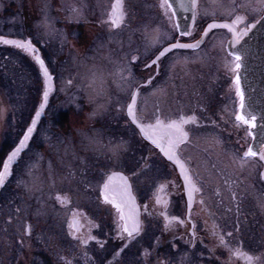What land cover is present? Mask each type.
Returning <instances> with one entry per match:
<instances>
[{
	"label": "flooded vegetation",
	"instance_id": "af4514ba",
	"mask_svg": "<svg viewBox=\"0 0 264 264\" xmlns=\"http://www.w3.org/2000/svg\"><path fill=\"white\" fill-rule=\"evenodd\" d=\"M114 2L103 0V16L88 14V19H75L77 24L74 23L71 29L79 30L82 27L80 22H90L89 25L96 22L98 34H105V30H99V27L103 22L108 24L107 30L112 27L109 13ZM169 3L172 8L167 9L168 15H165L161 0H123L124 20L112 31L126 28L129 18L137 21L139 17L164 26L169 39L146 63V80L136 83L133 88V93L135 90L139 92L136 118L144 124H155L157 118L167 124L181 117H195V122L183 125L187 139L177 146L176 152L186 166L184 172L199 191L193 192L189 206L188 190L179 167L142 135L128 115L131 98H126V107L116 116H106L104 112V116L89 122L83 120V123L89 134L95 132L101 137L123 140L131 151V161H117L113 167H107L109 161H100L99 155L81 161L83 183L88 186L82 201L74 202L71 191L55 193L58 203H65L70 209V220L62 233L52 227L38 228L35 238L28 242L33 233L29 221H25L27 233L25 239L22 238V245L25 251L32 243L44 249H38L39 260L49 264H264V160L259 155L243 158L244 153L252 149L254 129L264 113L261 106L264 102V25L259 38H252L254 31L249 30L259 20L264 24V0H196L195 8L192 0H169ZM107 5H110L108 13ZM133 5L147 6L146 16L136 14ZM20 10L26 12L23 5ZM237 17L242 19L233 25ZM210 24L232 25L237 34L247 29V34L240 35L237 40L229 28L209 29ZM24 31L31 37L33 29L25 28ZM181 32L190 34L181 35ZM0 37L30 42L34 51L29 53L38 56L40 52L42 56L44 45L41 42L16 35L8 37L3 32ZM197 41H200L198 47L171 48L155 64L152 63L168 45L177 42L195 44ZM177 55H186L191 60L186 64L196 69L193 75L188 77L186 71L179 76L173 74L169 61ZM242 56L245 66L243 89L240 76ZM236 64L240 67L236 68ZM169 78L177 85L175 94H164L159 88L169 86ZM237 78L243 102L245 96L249 100L244 110L240 107L241 97L237 95ZM145 88L151 91L149 102L156 100L160 103L159 97L163 98V109L159 104L156 112L146 113L149 117L140 109V92ZM237 115H243L249 123L237 121ZM41 119L24 148L30 140L34 141L32 146L38 148L53 142L50 137L36 133ZM101 137H96V142L102 141ZM88 140L84 138L85 142ZM20 141H14L8 155ZM2 143L0 141V147ZM140 146L146 148V159L138 158ZM24 148L13 159L4 181L9 179L16 166H21V161L28 160ZM252 150L259 154L264 150V144ZM8 155L2 160L0 172L4 170ZM236 157L242 161H237ZM140 167L147 169L145 181ZM77 170L73 168L71 172L75 175ZM113 172L124 174L131 185L130 194L135 204L132 211L138 213L136 219L139 222V231L131 237L122 231L123 221L119 213L114 205L105 202L102 192L103 184ZM90 177H97L95 186L90 183ZM116 183L121 182L117 179ZM158 196L160 203H157ZM237 249L250 256L251 261L244 255H235Z\"/></svg>",
	"mask_w": 264,
	"mask_h": 264
},
{
	"label": "rangeland",
	"instance_id": "374dc122",
	"mask_svg": "<svg viewBox=\"0 0 264 264\" xmlns=\"http://www.w3.org/2000/svg\"><path fill=\"white\" fill-rule=\"evenodd\" d=\"M22 5L26 8L25 13L20 10ZM109 7L106 6L107 13ZM132 7L136 14L146 16L147 6ZM104 8L103 0H0V32L8 37L16 35L41 42L44 45L42 56L44 54L48 58V66L45 64L54 82V89L50 92L46 110L36 130L38 135L50 137L53 142L38 148L32 146L34 141L30 140L24 148V156L28 160L15 167L17 171L11 172L7 182L12 189L10 199L18 203L19 209L21 207L18 214L22 217L20 222H15L8 212L11 218L8 220V213L0 209V264H49L37 257L38 249H44L32 243L25 251V246L18 241L27 233L26 220L33 233L28 242L35 238L38 228L52 227L62 233L70 220V209L65 203H58L55 193L71 191L74 202L82 201L88 186L83 183L81 161L99 155L100 161H109L106 162L107 167H113L117 161L132 159L131 151L123 140L101 137L95 132L89 134L83 120L98 119L104 112L106 116L122 112L126 98H131L136 83L145 81L148 76L146 63L169 37L160 22L151 24L140 17L137 21L129 18L126 28L116 29L115 32L112 30L116 27L107 30L108 24L103 22L99 27V30H105L103 35L98 34L96 22L90 25V22H80L82 27L79 30L71 29L74 23L77 24L75 19H88V14L103 16ZM128 8L130 10V5ZM25 28L33 29L31 37L25 33ZM8 47L0 43L1 51L9 55L5 63L24 60L28 64V74L24 75L28 76L29 83H35L37 89L30 95H17L10 92L6 83L0 82V141L6 132L13 131L12 139L18 143L44 100L47 81L35 54L18 47ZM187 58L186 55H177L170 59L169 67L174 75L179 76L184 71L188 77L193 75L196 69L186 64V61H191ZM5 67L10 70L7 65ZM9 74L12 73L9 71ZM159 88L166 94L177 93V85L170 78L169 86ZM150 92L145 88L139 98L141 112L146 117H149L146 113L156 112L159 104L163 109V98L159 97L160 103L156 100L149 102ZM18 98L23 101L22 104L18 100L12 101ZM61 111H65L67 117L64 118L63 128L58 129L54 127L53 117L59 116ZM50 117L52 125L48 121ZM96 137H101L102 141L96 142ZM84 138L85 141L89 139L88 142ZM10 150L4 153L3 158ZM126 151L127 155L124 154ZM138 153V158L146 159L144 146L139 147ZM73 168L78 169L75 175L71 172ZM140 168L145 181L147 169ZM90 178V183L95 186L97 177ZM46 252L49 255L50 248Z\"/></svg>",
	"mask_w": 264,
	"mask_h": 264
},
{
	"label": "snow or ice",
	"instance_id": "6c2138e0",
	"mask_svg": "<svg viewBox=\"0 0 264 264\" xmlns=\"http://www.w3.org/2000/svg\"><path fill=\"white\" fill-rule=\"evenodd\" d=\"M193 7L196 6V0H192ZM162 8H165V15H168L167 9L172 8V4L169 3V0H161ZM174 15V13H173ZM125 13H124V6H123V0H115V2L112 5V10L109 13V20L111 21V25L113 27H118L124 20ZM193 19H195V12L193 13ZM242 18L237 17L236 20L233 21V25L238 23ZM209 29L214 27H227L230 30L234 32V35H236L237 40L240 38V35H246L247 29L243 33H235V29L232 27V25L224 24V25H216V24H210ZM188 32H181V35H189ZM0 41H2L5 44H12L15 45L18 48L24 49L28 52H33L34 48L30 42H22L17 40H6L0 37ZM155 42V39H154ZM200 44V41H197L195 44H182L177 42L176 44H173L170 46V48H195L198 47ZM169 49H165L164 51L160 52L159 56L156 57L155 60L152 61L153 64H155L159 59L160 56H163L166 51H169ZM135 59V58H133ZM236 59H239V56L236 57ZM36 62L40 65L41 69L44 72V76L48 77V71L47 68L44 66V61L39 57L35 56ZM240 65L236 64V68H239ZM237 95L241 97V104L240 107L243 108V94L239 91V80L237 78ZM48 92H44V100L47 101ZM136 101V93H133L132 96V103L128 106V115L132 117L133 123H137L136 115L134 112V105ZM44 105H41V108H43ZM36 116H40V112L38 111L36 113ZM254 119V117L252 118ZM237 121H244V123H249L248 120L245 119L243 115H237L236 116ZM189 122H195V117H188L187 119L184 117H181L178 121L172 120L167 124H164L159 118L156 119L155 124H138L141 133L145 136V138L151 140L153 144H155L157 147L160 148V150L170 159H175V150L177 146L182 143L185 139H187V133L183 129V125ZM36 124V120H33L32 127H29L27 130V133L24 136V139L20 141V147L15 149L9 156L7 161L4 163V170L0 172V185L4 182L5 175L8 174L9 170V164L10 162L15 159L16 156L19 155V152L22 147L25 146V142L28 140L29 136L34 130ZM259 155L261 160H264V150H262L259 154L255 151H253L251 148L248 149L247 152L244 153L243 158H247L249 156L255 157ZM242 158V159H243ZM179 163V161H177ZM181 170L183 173V165H181ZM117 179L121 182L120 184H117ZM184 180H185V186L188 190L189 195V206H191L192 201V194L193 192L199 191V189L192 183L191 178L184 173ZM163 187V186H162ZM102 192L104 194V199L106 203H110L114 205L117 212L119 213V218L121 221H123L122 225V231L126 232L129 237L133 235L134 232L139 231V222L136 219V216L138 213L132 211L134 209V198L131 197L130 194V186L127 183V178L122 176L118 173H113V175L109 176L107 181L103 184ZM109 193H111V198L109 197ZM59 198V197H58ZM160 197H157V203H160ZM125 209H128L126 212ZM166 219L167 216L165 217ZM176 219V218H173ZM131 225V226H130ZM75 226V225H72ZM90 239H93V237H90ZM87 241H85L86 243ZM221 243H223V238L221 237ZM235 255H244L245 258L250 262L251 257L247 256L244 253H241L239 249H237L234 253Z\"/></svg>",
	"mask_w": 264,
	"mask_h": 264
},
{
	"label": "trees",
	"instance_id": "16d2710c",
	"mask_svg": "<svg viewBox=\"0 0 264 264\" xmlns=\"http://www.w3.org/2000/svg\"><path fill=\"white\" fill-rule=\"evenodd\" d=\"M1 43L9 46L8 48H10V49H14L12 47H16V46H13L11 44H5L3 42H1ZM1 49L2 48H0V82L3 81L4 83H6V87H8L10 92H15L17 95H18V93H19V95L22 93H27L29 95L31 93H35V91L37 90L35 85H34L35 83L34 82L32 84L29 83L28 76L24 75V73L28 74V64H26V62H24V60H20L19 61L20 63L18 61H13V60L9 61L8 64L5 63V59L8 58L9 55L5 51H3V50L1 51ZM42 57H43L42 59L44 60V62L48 66L47 56L46 55L44 56V54H43ZM5 64L10 68V70L5 67L6 66ZM29 67H30V65H29ZM9 71L13 75L9 74ZM42 75H43V70H42ZM16 81H18V82H16ZM17 95H15V96H17ZM18 97L20 98V96H18ZM19 98L16 100L12 99V101L16 102L18 100L19 103L22 104L23 101H21V99H19ZM42 104H43V100H42V103L39 105V107H41ZM43 114H44V112H43ZM43 114H42V116H43ZM58 115L59 116L56 115L55 117H53L54 127L61 129V128H63V123L65 121L64 118L67 117V115H66L65 111L59 112ZM10 119H13V117L12 118L10 117ZM49 123L51 124L50 118H49ZM13 137H14L13 131L6 132L5 136L3 137L4 140H2L3 143L0 147V153H1V155H0V158H1L0 159V169L2 167V160H3L4 153H6L8 150H10L15 143L14 142L15 139H12ZM35 150H36V148L33 151H35ZM8 180L9 179L4 181V183L0 187V209H2L3 211L5 210L7 213L8 212L11 213V217L13 216V219L10 218L9 213H8V217H7L8 220L11 219V220H15V222H17V221L20 222L22 216L19 215L18 213H19V211H21V207L19 209L17 207L18 203L15 202L13 199H10L12 189H10V187L6 188ZM6 197H9V199H7ZM1 206H3V207L1 208ZM18 241L21 244L23 242L21 237L18 238ZM24 249H25V247H24Z\"/></svg>",
	"mask_w": 264,
	"mask_h": 264
},
{
	"label": "water",
	"instance_id": "95a60500",
	"mask_svg": "<svg viewBox=\"0 0 264 264\" xmlns=\"http://www.w3.org/2000/svg\"><path fill=\"white\" fill-rule=\"evenodd\" d=\"M217 24V23H216ZM218 24H221V23H218ZM263 22L261 21V20H259L258 22H256V23H254L253 25H251V27L249 28V30H252V31H254V33L252 34V38H259L260 37V35H259V33H260V30H262V28H263ZM3 39H6V40H17V39H13V38H6V37H2ZM17 41H22V40H17ZM22 42H25V41H22ZM171 45H173V44H171ZM171 45H168V46H166L165 48H163L160 52H162V51H164L165 49H169L170 48V46ZM34 48V47H33ZM171 49V48H170ZM160 52L158 53V55L157 56H159V54H160ZM167 52V51H166ZM165 52V53H166ZM38 56L42 59V57H41V54H40V52L38 53ZM156 56V57H157ZM161 57V56H160ZM156 59V58H155ZM43 60V59H42ZM44 61V60H43ZM44 66H45V68H47L46 67V64H45V62H44ZM47 71H48V69H47ZM244 71H245V66H244V59H243V56H242V60H241V69H240V76H241V86H242V89L244 88ZM46 81H47V88H46V90L45 91H47L48 92V97H47V101L45 102V100H43V105H44V107L43 108H41V107H39L38 108V110H37V112L39 111L40 112V116L39 117H37L36 115H35V117H34V119L33 120H36V124H35V126L37 125V123H38V121L40 120V118H41V116H42V114H43V112H44V110L46 109V107H47V104H48V100H49V96H50V92L54 89V82H53V80H52V78H51V76H50V74L48 73V77L46 78ZM134 93H136V101H135V105H134V112H135V115H136V106H137V102H138V95H139V92H138V90H135L134 91ZM132 96H133V94H132ZM132 103V97H131V100H130V102H129V104H131ZM249 103V100H247L246 99V96H245V98H244V102H243V108H242V110H244L245 109V107H246V105ZM129 104H128V106H129ZM128 106H127V111H128ZM261 106H262V108L264 109V102H262V104H261ZM36 112V113H37ZM130 117V116H129ZM131 118V120H132V117H130ZM137 119V118H136ZM133 121V120H132ZM33 122V121H32ZM137 126H138V124H144V123H141V122H139L138 120H137V123H135ZM144 125H148V124H144ZM30 127H32V123H31V125H30ZM138 128H139V126H138ZM139 130H140V128H139ZM141 132V131H140ZM143 135V134H142ZM144 136V135H143ZM145 137V136H144ZM24 139V138H23ZM27 142V141H26ZM26 142H25V144H26ZM264 144V113H262L261 114V117H260V119H258L257 120V125H256V127H255V129H254V142H253V146H252V149H254V150H257V149H259V147L260 146H262ZM18 147H20V144L15 148V149H17ZM24 147H22L21 148V150L23 149ZM14 149V150H15ZM13 150V151H14ZM20 150V151H21ZM12 151V152H13ZM11 152V153H12ZM10 153V154H11ZM175 159H172V161L173 162H175L176 164H177V166L179 167V170L181 171V173H182V170H181V165H183V173H182V175H183V177H184V169H186V166H185V164H184V162L180 159V157L178 156V154H177V152H176V150H175ZM8 159V158H7ZM7 159H6V161H7ZM5 161V162H6ZM177 161H179V163H177ZM12 162H13V160L10 162V164H9V168H10V165L12 164ZM9 171V170H8ZM113 173H118V174H121L122 176H124V177H126L124 174H122L121 172H113ZM186 174H187V172H186ZM113 175V174H112ZM188 175V174H187ZM6 176L7 175H5V177H4V180H5V178H6ZM189 176V175H188ZM127 178V177H126ZM192 181V180H191ZM127 183H128V185L130 186V192H131V185H130V182H129V180H128V178H127ZM0 187H1V185H0ZM131 197L133 198V196H132V194H131Z\"/></svg>",
	"mask_w": 264,
	"mask_h": 264
}]
</instances>
